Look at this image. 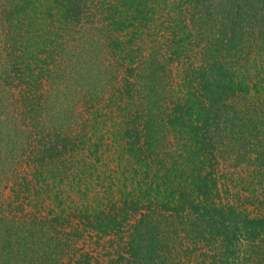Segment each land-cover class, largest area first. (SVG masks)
<instances>
[{"label": "trees", "instance_id": "obj_1", "mask_svg": "<svg viewBox=\"0 0 264 264\" xmlns=\"http://www.w3.org/2000/svg\"><path fill=\"white\" fill-rule=\"evenodd\" d=\"M196 1L0 0V264H182L163 225L194 214L204 252L184 264H264V215L220 185L229 105L207 101L247 103L264 176V3L220 0L201 44ZM91 227L114 255L93 259Z\"/></svg>", "mask_w": 264, "mask_h": 264}, {"label": "rangeland", "instance_id": "obj_2", "mask_svg": "<svg viewBox=\"0 0 264 264\" xmlns=\"http://www.w3.org/2000/svg\"><path fill=\"white\" fill-rule=\"evenodd\" d=\"M219 2L220 0H197L195 2V5L200 4L204 6V4H206L204 6L203 12H202V8L199 12H197L198 8L196 7L192 8L190 11V15L192 13L193 14L192 17L195 18V21H198L197 24L203 25L202 26L203 30H201V32L200 30H198L199 35H197V41H199L201 44L203 42L205 43L207 38H211V36H213L214 30H215L214 23H215L216 15L214 16L207 11L211 9V7L213 8L215 5L221 6ZM216 3H219V4H216ZM244 3L251 4L249 8H250V11H252L253 13V10H256L257 12L259 9H261L264 1L263 0H250L246 2V0H243L242 4ZM194 13H197L198 16L194 15ZM87 20L88 18H86L84 21L85 26L87 25L86 23L88 22ZM255 22H257V20H254L253 17L252 18L248 17L247 18L248 29H251L253 23ZM89 24H91V21L88 22V25ZM203 34L208 35V36L204 38ZM219 36L220 34L216 33V37L219 38ZM214 43L215 44L213 48L215 49V51L214 50L212 51L218 54L219 51L216 48H219L220 44L218 43L217 39H215ZM196 49H200V46ZM244 53L245 55L246 53L248 55L249 53H251V49L247 47ZM77 60L81 61L80 58H78ZM77 67H79V65ZM66 81H65V84L71 83L69 82L71 81V79L68 80V78H66ZM66 89H68V85ZM224 95L225 96L221 98H218V97L215 98L216 96H214L211 93L212 98H209L207 100V101H210L211 99L217 106H219V104L224 103V102L226 104L228 103L229 105V113L227 112L226 105L223 107V110L221 109L222 115H221V125L219 126L220 130H218L216 133V136L220 137L221 139L224 138L225 140L222 141L224 142L223 145L217 146L215 148L216 155L217 156L222 155V162L228 161L222 172V177L219 179L221 187L224 188L223 192L225 194H223V196L226 199H230L234 203L236 202L237 204H239L240 207L245 208L247 213L251 215L261 216V215H264V176H257L255 174H251L250 173L251 170L257 164L247 162V161H250L251 157H253L254 155L260 154L259 151L257 150L258 149L257 146L256 148L253 147L254 149L250 146L252 144V142L250 141H255L258 138L254 137L253 135H249L248 139H246L245 136L239 132V129L241 128L240 126L242 122L245 120L244 117H248L250 115V112L246 113L247 103L244 100L235 99V97H231L232 95H229L227 93H225ZM253 115L256 116V114L252 113V116ZM260 126H261L260 128L264 129V125H260ZM253 127L254 125H250V128H253ZM224 128H225L224 131L221 130ZM248 132L249 131L247 130V133ZM262 136L264 139V133H261L259 135V137H262ZM38 148H39V144H38ZM261 150H264V149L261 148ZM23 157L24 158H22V163L23 165H25L26 164L25 162L27 161V157L26 156H23ZM254 161L258 162V160H254ZM18 163H21V161H18ZM20 166L22 167V164ZM243 167H247L248 169H243ZM12 176H14V174L11 172V168H10L8 169L7 177L10 178ZM259 177H262L261 180H258ZM224 184L228 186V189H229L228 193L226 192V187L224 186ZM9 185L11 186V184ZM254 185H256L255 186V189H257L256 191L251 190V188L254 187ZM247 186H250L251 188H247ZM5 192L7 194L10 193V189L6 187ZM45 195L46 193H42L39 199H43ZM191 217H194V218H189V220H187L186 218L179 220V218L177 217H175L174 219L173 217H170L169 221H165V225H163V228H170L169 231H172L171 234H174V235L176 234L175 236L173 235L172 236L174 237V239H177V246L182 252V256H181L182 257L181 259H183L182 264L188 261V257H191V259H193L194 258L193 254L198 253L197 255H199L204 252V251L203 252L201 251V249L203 248L201 247V245H204L205 239H203L204 238L203 233H201L202 230H200L203 227L201 225L203 223L201 220L199 221L197 219L195 214L191 215ZM179 221H180V224H179ZM92 230L93 229L91 227L87 231L88 232L87 236L82 238L80 243L82 244L84 243V246L86 247L87 251L92 255L93 259L105 260V259H108L110 255H114L116 253V249L118 248L117 246L119 245V243L117 242L110 243L108 240V237H104V238H101V240H99V238L97 239L98 237L97 232L93 230L94 232L92 233ZM190 231H192V233H195V232L196 233L191 235L190 233H188ZM178 234L180 236H178V238H175ZM92 235L94 236V238L92 237ZM170 237L171 235L168 236V239ZM190 237L192 239H203V241L195 242V240H193L194 242H192ZM261 242L262 240H260V243H257L256 245L261 246ZM201 259H202V255L199 256L198 258L199 264H201V262H199V260ZM188 264H190V262Z\"/></svg>", "mask_w": 264, "mask_h": 264}]
</instances>
